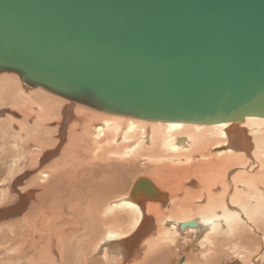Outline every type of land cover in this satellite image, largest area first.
I'll use <instances>...</instances> for the list:
<instances>
[{
  "label": "bare ground",
  "instance_id": "obj_1",
  "mask_svg": "<svg viewBox=\"0 0 264 264\" xmlns=\"http://www.w3.org/2000/svg\"><path fill=\"white\" fill-rule=\"evenodd\" d=\"M9 54L0 264H264V115H119Z\"/></svg>",
  "mask_w": 264,
  "mask_h": 264
},
{
  "label": "water",
  "instance_id": "obj_2",
  "mask_svg": "<svg viewBox=\"0 0 264 264\" xmlns=\"http://www.w3.org/2000/svg\"><path fill=\"white\" fill-rule=\"evenodd\" d=\"M0 52L119 115H264V0H0Z\"/></svg>",
  "mask_w": 264,
  "mask_h": 264
},
{
  "label": "rangeland",
  "instance_id": "obj_3",
  "mask_svg": "<svg viewBox=\"0 0 264 264\" xmlns=\"http://www.w3.org/2000/svg\"><path fill=\"white\" fill-rule=\"evenodd\" d=\"M180 250L182 251L183 254H186L188 249L186 250L185 248H182V247H181ZM184 250H186V251H184ZM182 257H183V256H180V258H182ZM181 260H182V259H181Z\"/></svg>",
  "mask_w": 264,
  "mask_h": 264
}]
</instances>
